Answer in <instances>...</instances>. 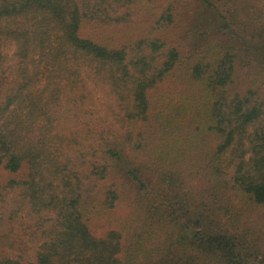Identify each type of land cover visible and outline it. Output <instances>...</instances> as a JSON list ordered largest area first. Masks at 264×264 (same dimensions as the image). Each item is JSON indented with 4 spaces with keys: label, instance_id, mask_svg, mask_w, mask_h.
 Returning <instances> with one entry per match:
<instances>
[{
    "label": "trees",
    "instance_id": "16d2710c",
    "mask_svg": "<svg viewBox=\"0 0 264 264\" xmlns=\"http://www.w3.org/2000/svg\"><path fill=\"white\" fill-rule=\"evenodd\" d=\"M0 167V264H264V0H0Z\"/></svg>",
    "mask_w": 264,
    "mask_h": 264
},
{
    "label": "rangeland",
    "instance_id": "374dc122",
    "mask_svg": "<svg viewBox=\"0 0 264 264\" xmlns=\"http://www.w3.org/2000/svg\"><path fill=\"white\" fill-rule=\"evenodd\" d=\"M14 175H11L9 173H6L5 170L2 169V167H0V183L5 182L9 177H13ZM128 211V209L126 208L125 204L121 207V209L118 211V214H126ZM102 222V221H101ZM101 222H99V224L97 226H95V233L97 234H101L104 229L102 227H100L99 225L102 224Z\"/></svg>",
    "mask_w": 264,
    "mask_h": 264
}]
</instances>
